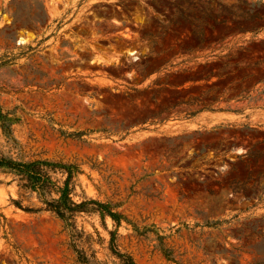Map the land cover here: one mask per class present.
I'll use <instances>...</instances> for the list:
<instances>
[{
  "label": "rangeland",
  "instance_id": "rangeland-1",
  "mask_svg": "<svg viewBox=\"0 0 264 264\" xmlns=\"http://www.w3.org/2000/svg\"><path fill=\"white\" fill-rule=\"evenodd\" d=\"M0 107V154L128 220L76 216L99 264H264V0H0ZM0 264H81L3 166Z\"/></svg>",
  "mask_w": 264,
  "mask_h": 264
},
{
  "label": "trees",
  "instance_id": "trees-1",
  "mask_svg": "<svg viewBox=\"0 0 264 264\" xmlns=\"http://www.w3.org/2000/svg\"><path fill=\"white\" fill-rule=\"evenodd\" d=\"M0 135L5 137L6 143L14 142L11 128L10 111L0 107ZM0 166L7 167L15 172L20 179V186L35 192L44 203L45 209L52 211L62 219L69 227L70 245L81 264H99L94 254L88 255L79 248L82 232L76 228L75 218L79 213L99 211L102 215L109 216L118 226L121 220L128 221L113 206L95 199L86 198L81 201L73 199L72 178L75 166L72 164L53 162L46 159H35L31 161H20L0 154ZM59 171L65 175L59 181L52 177L51 173ZM116 233L110 231V250L116 256V264H135L129 254L120 252L115 244ZM92 258V259H91Z\"/></svg>",
  "mask_w": 264,
  "mask_h": 264
}]
</instances>
